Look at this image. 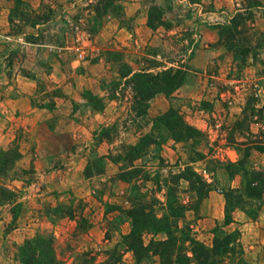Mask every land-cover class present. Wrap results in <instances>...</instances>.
<instances>
[{"label": "rangeland", "instance_id": "obj_1", "mask_svg": "<svg viewBox=\"0 0 264 264\" xmlns=\"http://www.w3.org/2000/svg\"><path fill=\"white\" fill-rule=\"evenodd\" d=\"M155 6L161 17L150 27L148 14ZM237 12L245 19L230 26ZM212 33L214 42L209 40ZM208 42L222 52L221 63L214 59L208 69L227 84L216 85L212 77L206 91L220 90L231 99L233 94L243 101V109L223 141L218 136L212 141L203 132L176 141L154 119L169 107L181 112L183 105L198 104L182 103L177 89L145 101L122 73H155L177 63L186 65L195 49L207 48ZM91 95L97 100H90ZM6 101L21 109L15 117L0 118V149L20 150L37 139L49 147H78L71 153L53 149L50 168L73 161L79 190L42 193L48 176L34 175L31 167L22 166L21 153L16 165L23 170L6 180L17 192L15 222L12 205H0V264H15L18 247L36 235L52 237L62 264H74L85 250L99 252L98 260L102 259L103 250L116 244L125 248L123 235L132 227L127 211L138 201L149 203L158 217L166 215L187 227L207 246L215 236L221 240L237 229L198 221L208 217L210 193L222 195L224 213V194L230 188L236 190L227 204L230 214L236 205L251 211L264 206V0L252 8L248 0H22L16 7L14 0H0V109ZM32 106L46 109L35 135L22 127L23 114ZM71 120L82 129L76 131ZM7 131L14 135L9 142L2 138ZM144 135L147 141L132 151ZM222 143L235 148L236 162L229 160ZM69 211L77 217L69 218ZM42 217L53 229L44 226ZM100 218L104 224L98 227ZM240 236L218 264H264V244L244 246ZM150 238L145 235L144 243ZM121 264H135L132 251L124 252ZM139 264H160L159 257L149 252Z\"/></svg>", "mask_w": 264, "mask_h": 264}, {"label": "trees", "instance_id": "obj_2", "mask_svg": "<svg viewBox=\"0 0 264 264\" xmlns=\"http://www.w3.org/2000/svg\"><path fill=\"white\" fill-rule=\"evenodd\" d=\"M188 1L198 2L199 0ZM21 2L22 0H14L15 7ZM259 3L260 0H248V8L255 7ZM159 10L160 8L156 6L150 8L148 14V25L150 27H154L153 21L161 17ZM12 19V17L9 18L10 21ZM244 19L243 14L237 12L232 17V24L230 26L234 25L237 27ZM35 25L36 22L33 21L31 26ZM186 68L185 64L177 63L155 73L148 72L145 69L137 71L126 69L122 73V77L126 82L131 81L136 94L149 102L150 99L159 93L169 96L178 89L186 80L188 74ZM89 97L90 100H97V97L92 95ZM154 121L156 124L161 123L165 125L176 141H184L196 134H202L201 131L188 124L181 112L174 107H169L166 111L159 114ZM146 138H148L147 135L142 136L140 142L131 146L130 149L138 151L141 143L147 141L144 140ZM21 156V152L17 147L0 149V205H12V222H15L18 216L16 208L19 203L17 202V192L7 185L6 180L16 178L17 170H23L16 165ZM136 157L137 155L133 159ZM99 159L101 162H104L101 157ZM136 168L134 167V169ZM192 173L194 174V172ZM249 190L257 193V195L260 194V191L256 190L255 187H251ZM233 192H236V190L230 188L224 194L226 198V211L222 225H228L232 222L231 214L227 210V204L231 203L230 196ZM149 206L147 202L138 201L128 209L127 215L131 220L132 227L128 233L123 235L125 248L120 249L119 245L116 244L112 248L103 250L104 258L99 260V252L85 250L76 255L74 264H121L125 251H132L135 264H139L141 259L147 256L149 252H153L159 257L160 264H191L192 262L196 264H218L220 256L229 251L231 243L237 240L240 235L238 229H235L226 233L221 240L215 236L212 245L207 246L203 242L193 238L187 227H179L175 221L170 220L166 215L158 217L154 211L150 210ZM235 207L246 210L252 217L256 216L259 209L251 211L243 208L242 205H236ZM173 211L175 213L176 210L173 209ZM67 216L72 219L77 217L71 211L67 212ZM175 216H178V214L176 215L175 213ZM80 221L86 222V219L80 216ZM158 233H164L165 238H154ZM145 235H151L147 243H144L143 240ZM188 252L191 253V256L187 254ZM15 264H62V262L57 257L52 237L36 235L27 239L18 247L15 255Z\"/></svg>", "mask_w": 264, "mask_h": 264}, {"label": "crops", "instance_id": "obj_3", "mask_svg": "<svg viewBox=\"0 0 264 264\" xmlns=\"http://www.w3.org/2000/svg\"><path fill=\"white\" fill-rule=\"evenodd\" d=\"M211 35L212 37H210L209 40L210 42H214L216 39L215 34L212 33ZM212 45V43L208 42L207 48H203V46H201L200 48L195 49L194 53L186 64V69L190 74H187L186 80L176 90L175 94L176 96L178 95L180 101H183L182 103H190L191 105L198 104V106L192 108L187 106L188 104L182 106L183 110L181 112L184 115V119L188 124L194 126L196 129L206 134L209 139L211 138L212 141L215 140L217 136L220 137V139L223 141V136L225 134H230V131L234 128V123L239 118V115L243 109V101L238 100L237 97L235 98V95H233L232 93L231 94L233 96V99H231L229 94H223L219 92L220 90H215L213 93L210 94L209 91H206V88L208 87V84L212 77L215 78L214 82L216 83V85L222 86L223 83L227 84V80H225L221 75L216 74L215 71L210 72L208 69V65L214 59L218 62V64H220L222 61L220 56L222 52L217 50V48ZM205 46L206 45H204V47ZM75 100L79 99L76 98ZM200 103H203L202 106H199ZM234 103L236 104L234 105ZM1 105L2 107L0 109V118H2L3 115L6 114L15 117L14 113L20 108L18 107L19 105H16V103H10L8 101H6V103H2ZM26 108L27 107H23L24 110ZM45 111L46 109L40 108L38 106L28 107L26 112H24L23 114L24 116L26 114V117L24 118L25 121L22 124V127H24V129H26L27 131L31 132L32 135H35L37 130L42 127V114H44ZM8 117L10 118L11 116ZM71 121L69 124L70 126L73 125L74 120ZM73 126L76 130L81 125L75 123V125ZM5 133L6 134L3 135L2 138L5 140V142L11 141L14 135L9 133L8 131ZM211 140H209V144H212ZM32 142L33 141L27 143L25 147L20 149L23 155L20 164L25 167L27 166L28 168L31 167L34 171V175H40L41 177H43L44 175L48 176L46 177V179H48L49 184L46 186V189L42 190V193L49 191L55 192L54 190L60 191L65 188H70L74 192L76 190L78 191L79 188L77 187L79 186L75 184L74 180L75 173L73 168L75 167V163H73V161H62L63 166H59L56 169L50 168L52 167V155L50 154L53 152V149L56 151H64V153H71L73 151L77 152L78 147L75 148L73 145L69 146L66 144H60L58 146L51 147H49L48 145L44 146L39 143V139L36 140V143ZM214 144L216 143H213L212 145ZM222 146L226 148L225 151L229 160L231 162H236V160L238 159V155L235 148L228 145L225 146L224 143H222L221 147ZM77 168H79V166ZM20 182L22 183V181ZM233 182H235V179L233 180ZM206 201L208 205V217L203 218L202 220L199 219L198 221H217L218 224H223L224 212L222 210V195L218 193H210ZM231 217L232 222L226 225V227L230 229L237 228L240 231V240L244 246L249 245V247L252 248H260L263 246L264 206L257 210L255 217H252L246 210L240 208H236L235 210H233L231 213ZM45 220L46 217H42V223L44 224V226L47 227V225H50L53 229L54 225L52 223H48L47 220ZM103 224L104 222L102 218H100L99 221H96V226L98 227L103 226ZM14 231L15 230L11 232V235L15 237L16 233H14Z\"/></svg>", "mask_w": 264, "mask_h": 264}, {"label": "built area", "instance_id": "obj_4", "mask_svg": "<svg viewBox=\"0 0 264 264\" xmlns=\"http://www.w3.org/2000/svg\"><path fill=\"white\" fill-rule=\"evenodd\" d=\"M255 95L257 96V94L255 93Z\"/></svg>", "mask_w": 264, "mask_h": 264}]
</instances>
